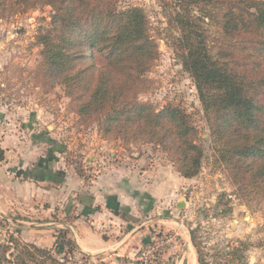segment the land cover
<instances>
[{
    "label": "trees",
    "instance_id": "1",
    "mask_svg": "<svg viewBox=\"0 0 264 264\" xmlns=\"http://www.w3.org/2000/svg\"><path fill=\"white\" fill-rule=\"evenodd\" d=\"M51 6L48 32L41 36L37 78L53 89L61 84L85 120L99 121L106 134L146 137L174 151L185 178L201 169L204 149L199 131L179 107L157 110L139 95L159 56L149 18L140 7L120 9L119 0H0V18L24 9ZM168 23L178 32L173 46L193 78L213 137L222 144L233 174L264 190V0H177ZM215 23L214 38L207 25ZM219 51L214 53V46ZM227 212V211H226ZM198 230L190 231L199 264H212ZM15 248L19 242L13 239ZM56 252L79 247L69 229H61ZM249 244L227 246L216 264H243ZM25 253H47L30 243ZM31 249H34L33 251ZM18 264H27L21 256Z\"/></svg>",
    "mask_w": 264,
    "mask_h": 264
},
{
    "label": "rangeland",
    "instance_id": "2",
    "mask_svg": "<svg viewBox=\"0 0 264 264\" xmlns=\"http://www.w3.org/2000/svg\"><path fill=\"white\" fill-rule=\"evenodd\" d=\"M176 2L119 0L120 9L140 7L144 10L159 46V56L147 74L149 87L140 93V100L152 103L157 110L169 106L183 109L198 129L199 144L204 149L200 172L188 178L176 194L182 206L173 205L170 210H164L160 205V214L167 220L153 223V241L143 246L138 255L150 250L151 258H157L161 264H178L187 246L185 237L191 236L192 229H197L205 246L203 251L212 264L217 263L215 254L227 250L229 245L239 246L240 241L249 244L243 264H264V190L235 176V163L222 158V144L214 140L212 124L193 78L185 71L173 46L178 32L168 20L175 12ZM53 14L51 6H38L0 18V142L5 141L14 148L15 138L54 141L49 144L51 148L47 147V142H38V155L46 158L52 155L67 173L75 177L82 175L88 180L96 175L101 157L106 162L121 165L142 160L145 167L164 166L179 172L180 164L171 154L174 151L143 136L134 139L106 134L99 121L81 117L64 85L50 89L45 79L37 78L38 65L43 58L39 41L51 28ZM207 28L214 38L221 36L215 23H209ZM213 51L217 53L219 47L215 45ZM259 91V101L263 103L264 88ZM3 153L0 149V157ZM26 214L22 216L24 221H41L35 213ZM13 239L19 242L16 248ZM27 243L21 239L15 221L0 216V264H18L20 259L16 257L19 256L27 264L88 262L70 247L57 253L56 248L37 246L47 253L34 252L35 258H31L23 249V244Z\"/></svg>",
    "mask_w": 264,
    "mask_h": 264
},
{
    "label": "crops",
    "instance_id": "3",
    "mask_svg": "<svg viewBox=\"0 0 264 264\" xmlns=\"http://www.w3.org/2000/svg\"><path fill=\"white\" fill-rule=\"evenodd\" d=\"M37 139L15 138L14 148L0 142V216L15 221L21 239L42 248H56L59 231L69 229L86 264H137L140 249L153 241V223L167 220L160 205L178 206L176 194L189 179L174 168L145 167L142 160L121 165L102 157L95 176L76 178L52 155L39 156L38 142H55ZM28 211L41 221H24ZM185 238L178 264H199L191 236Z\"/></svg>",
    "mask_w": 264,
    "mask_h": 264
},
{
    "label": "built area",
    "instance_id": "4",
    "mask_svg": "<svg viewBox=\"0 0 264 264\" xmlns=\"http://www.w3.org/2000/svg\"><path fill=\"white\" fill-rule=\"evenodd\" d=\"M151 251H141L137 256V264H161L157 258H151Z\"/></svg>",
    "mask_w": 264,
    "mask_h": 264
},
{
    "label": "water",
    "instance_id": "5",
    "mask_svg": "<svg viewBox=\"0 0 264 264\" xmlns=\"http://www.w3.org/2000/svg\"><path fill=\"white\" fill-rule=\"evenodd\" d=\"M178 206L181 207L182 206V203H180Z\"/></svg>",
    "mask_w": 264,
    "mask_h": 264
}]
</instances>
